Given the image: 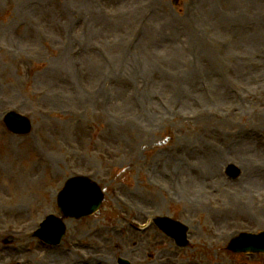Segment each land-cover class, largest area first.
I'll list each match as a JSON object with an SVG mask.
<instances>
[{
  "label": "rangeland",
  "instance_id": "rangeland-1",
  "mask_svg": "<svg viewBox=\"0 0 264 264\" xmlns=\"http://www.w3.org/2000/svg\"><path fill=\"white\" fill-rule=\"evenodd\" d=\"M11 110L30 117L31 135L8 132ZM76 174L106 199L67 218L63 243L47 246L34 232L61 216L57 194ZM5 175L26 184L31 227L15 242L0 225V264L3 254L19 264H264L227 249L238 233L264 232V0H0ZM9 193L1 209L18 206ZM163 216L189 227L188 248L153 223Z\"/></svg>",
  "mask_w": 264,
  "mask_h": 264
},
{
  "label": "water",
  "instance_id": "water-1",
  "mask_svg": "<svg viewBox=\"0 0 264 264\" xmlns=\"http://www.w3.org/2000/svg\"><path fill=\"white\" fill-rule=\"evenodd\" d=\"M19 119L21 118L17 116L9 117V127L17 132H28L30 126L27 121ZM229 174L236 177L238 172L234 168H230ZM101 202L102 194L99 188L91 184L87 179L78 178L67 183L65 191L60 195L59 205L65 216L81 218L94 213ZM157 223L165 232L174 237L179 245H187L186 227L167 218L159 219ZM64 232L65 226L61 220L50 217L43 224L38 235L50 244H58ZM231 248L234 251H264V234L258 236L242 235L231 244ZM120 264H128V262L120 260Z\"/></svg>",
  "mask_w": 264,
  "mask_h": 264
},
{
  "label": "bare ground",
  "instance_id": "bare-ground-1",
  "mask_svg": "<svg viewBox=\"0 0 264 264\" xmlns=\"http://www.w3.org/2000/svg\"><path fill=\"white\" fill-rule=\"evenodd\" d=\"M160 57L166 58V59H172L175 62L180 59V57L178 55H160ZM142 58H145V56H142ZM95 62L98 63L96 66H94ZM135 63H137V62H135ZM91 66L94 70H97L100 74L101 73L104 74L103 69H106L107 64L100 62V61H94V59L92 58L91 59ZM108 74L109 75H116V73H114V72H109ZM175 75L177 77L174 78V80H177L178 77L184 78V76H182L180 74L176 73ZM191 76H192V74L186 75L187 78H190ZM163 115H168V112L159 111L156 114V117L157 116L161 117ZM155 122H156V120L153 119L152 123H155ZM153 126H155V124H153ZM98 136L100 137L101 135L98 134ZM51 164H53V162ZM39 170H40L39 165L31 166L29 168V172H31V173H40ZM2 176H4V175H2ZM5 177L6 178L4 181L0 180V193H3V194H5V196H8V195H10L9 192H11V189H12V197L15 198L14 202H17L18 206H5V209L0 208V225L4 224L5 226L9 227V231H10L9 234L11 235L12 239H14V241L16 242L19 239H21L22 237H24L25 234L27 233V229L31 227V224L28 223L27 215L24 211L25 210L24 204L22 203V198L26 193V184H19L18 183L19 181L12 180V178H10L9 176H5ZM39 180H40L39 177L34 176V178L32 179L31 182L34 184L36 191H37V195L40 199L41 197H43V195H42V192L40 190L41 183ZM25 181L27 182V180H25ZM37 186H38V188H37ZM32 202H36V200L33 199ZM23 207H24V209H23ZM231 215H238V217H247L248 216V215L240 212L236 208L231 209ZM6 232L8 233V230ZM8 248H9V246H3L0 248V252L3 250H6ZM88 256H89V254H88ZM93 256H96V255H93ZM3 257H4V259H6V261H5L6 263L19 264L16 261H14V258H12V257L7 258V256L4 254H3ZM90 258H91L90 260L92 262H95V263L99 262L98 258H93L92 256ZM164 261L166 263H170V264L172 263L171 260H169V259H164ZM90 264H92V263H90ZM160 264H164V263L162 261H160Z\"/></svg>",
  "mask_w": 264,
  "mask_h": 264
}]
</instances>
